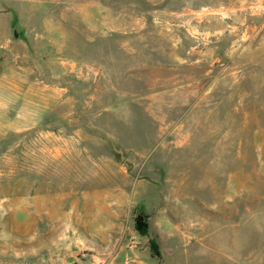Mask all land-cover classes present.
<instances>
[{
    "label": "rangeland",
    "instance_id": "374dc122",
    "mask_svg": "<svg viewBox=\"0 0 264 264\" xmlns=\"http://www.w3.org/2000/svg\"><path fill=\"white\" fill-rule=\"evenodd\" d=\"M0 264H264V0H0Z\"/></svg>",
    "mask_w": 264,
    "mask_h": 264
},
{
    "label": "trees",
    "instance_id": "16d2710c",
    "mask_svg": "<svg viewBox=\"0 0 264 264\" xmlns=\"http://www.w3.org/2000/svg\"><path fill=\"white\" fill-rule=\"evenodd\" d=\"M135 225H136V228L142 234H147V232H148V224H147L146 220L142 216L137 217L136 222H135ZM151 245H152L153 251L154 252H158V245H157V243L152 242Z\"/></svg>",
    "mask_w": 264,
    "mask_h": 264
},
{
    "label": "water",
    "instance_id": "95a60500",
    "mask_svg": "<svg viewBox=\"0 0 264 264\" xmlns=\"http://www.w3.org/2000/svg\"><path fill=\"white\" fill-rule=\"evenodd\" d=\"M119 153H121L122 154V151L121 150H117Z\"/></svg>",
    "mask_w": 264,
    "mask_h": 264
}]
</instances>
